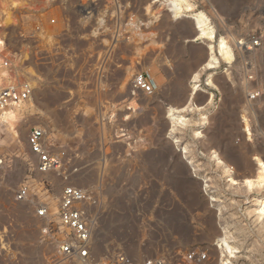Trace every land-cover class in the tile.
Masks as SVG:
<instances>
[{
    "label": "rangeland",
    "instance_id": "1",
    "mask_svg": "<svg viewBox=\"0 0 264 264\" xmlns=\"http://www.w3.org/2000/svg\"><path fill=\"white\" fill-rule=\"evenodd\" d=\"M187 1L179 18L161 0H25L13 10L8 56L20 81L36 86V107L21 112L24 130L20 117L17 132L0 120V264L56 263L68 238L55 213L67 185L98 202L100 219L89 211L92 223L86 211V264L119 250L134 264H264V182L255 177L257 161L264 164V0ZM201 10L215 30L208 48L192 34L190 17ZM253 34L260 45L240 52L236 40ZM220 37L234 58L210 67ZM94 41L111 44L113 70L107 47L93 51ZM137 73L153 91L133 94L132 106L126 92ZM93 91L102 95L98 111L83 106L98 97L78 95ZM33 128L61 168H36L26 141ZM23 184L28 196L18 201ZM46 203L48 218L38 217ZM192 252L205 258L188 259Z\"/></svg>",
    "mask_w": 264,
    "mask_h": 264
},
{
    "label": "built area",
    "instance_id": "2",
    "mask_svg": "<svg viewBox=\"0 0 264 264\" xmlns=\"http://www.w3.org/2000/svg\"><path fill=\"white\" fill-rule=\"evenodd\" d=\"M5 44L7 39L4 40ZM235 45L240 52H248L260 45V39L256 35H250L247 38H239ZM7 52V51H6ZM12 59L4 50H0V71L4 67H8L9 72H14L13 78H4V84L0 85V112L21 103L28 99L32 92L30 84L26 81H20L21 77L16 76V70L13 68ZM19 80V81H18ZM131 94L141 92L143 94H150L153 91L151 81L143 73H137L133 76L130 85ZM255 93H251L253 97ZM44 134L41 129L33 128L30 130L27 142L30 151L36 156V168L41 172H46L61 168V160L58 156H53L45 149L43 140ZM5 164V158L0 151V169ZM29 187L27 184L21 185L16 191V200H24L28 196ZM89 200L87 191L82 188L67 185L62 189L60 200L58 202L56 217L57 224L62 227L66 233V239L58 243V260L56 263L43 262L39 264H58L61 261L76 258L83 264H86L89 257V237L90 225L86 210L82 207V203ZM49 207L42 204L36 209V215L41 218H48ZM188 259L202 260L205 254L192 252L187 255ZM91 264H134L132 259L124 254L117 253L111 259H105ZM145 264H165L161 260H147Z\"/></svg>",
    "mask_w": 264,
    "mask_h": 264
},
{
    "label": "bare ground",
    "instance_id": "3",
    "mask_svg": "<svg viewBox=\"0 0 264 264\" xmlns=\"http://www.w3.org/2000/svg\"><path fill=\"white\" fill-rule=\"evenodd\" d=\"M24 2L25 0H9L3 6V9L0 13V50H4L5 54H8V49H7L8 45L7 43L5 44L4 42L5 40L4 27L12 23L13 10L18 5H22ZM161 4L162 6L166 8V10L169 11L170 15L174 18H179L185 15L186 10H188V6L186 5L185 0H161ZM191 16L193 19L194 26L197 30V35L199 37H212L213 32L207 22V17L201 11L195 12ZM215 48L218 52V55H215L213 53L212 48L210 47L209 49L210 53H209L208 61H207L208 66L210 67L215 66L220 59H222L224 62L228 64L231 63V61L234 58V55H233V51H232L230 44L227 42L225 38L223 37L218 38L215 44ZM6 71H8L9 74H7ZM13 74H14L13 71H11V73L9 72L8 67H4L0 71V85L4 84L3 82L4 78L12 79L14 77ZM193 89H196V87H193ZM25 102L26 100L14 106H11L10 108L6 109L3 112H0V120L5 121L13 132H17L16 130H14V124L17 118L19 117V112H18L19 109L16 107H20ZM13 108H16V109H13ZM168 114L170 116V119L174 118V116L171 114L170 111ZM257 163H258V166H257L255 177L258 180V182H264V164L261 163L260 161H257ZM251 184L252 183H249V186H251ZM227 251H229L228 246H227Z\"/></svg>",
    "mask_w": 264,
    "mask_h": 264
},
{
    "label": "crops",
    "instance_id": "4",
    "mask_svg": "<svg viewBox=\"0 0 264 264\" xmlns=\"http://www.w3.org/2000/svg\"><path fill=\"white\" fill-rule=\"evenodd\" d=\"M186 2L185 3H187L188 5H190L189 3H188V1L187 0H185ZM201 12L204 14V15H206V13L205 12H203L202 10H201ZM206 17L208 18V16L206 15ZM190 19H191V24H192V34L196 37L197 36V30H196V28H195V26H194V23H193V19H192V17H190ZM208 20H209V18H208ZM141 24H143L144 22H140ZM211 25V24H210ZM212 27V31H213V33L215 34V30H214V28H213V26H211ZM65 31H69V30H65ZM76 30H72V31H70V32H75ZM216 36V35H215ZM73 39H75L76 38V34H74L73 36H71ZM203 39H205V43H207V48L209 47V45L213 42V40L211 39V38H207V37H202ZM84 41V40H83ZM83 44H85L84 42H82ZM201 43V42H200ZM95 45H96V48L99 50L100 49V47H107V48H105V50H107V59H105L107 62H108V65H109V67H111L112 68V70L114 69V67L113 66H115L116 64L113 62V61H111L112 59H111V56L110 55H112L111 53H110V49H111V44L109 43H101V42H99V41H97V42H93V51H95ZM129 62V60H124V64H126V63H128ZM100 63H101V61H99V58L96 60L95 58L92 60V62H91V65L93 66V68L94 67H96L97 66V69H99L98 68V66L100 65ZM31 84V83H30ZM66 84H68V82H66ZM32 85V87H33V91H32V93H31V95H30V97L26 100V102L22 105V107H21V109H19V117H20V119H21V122H22V129L24 130V125H25V121H24V116L21 114V112L23 113L24 111V109L25 108H31V109H34L35 107H36V102H35V100H34V95H35V92H36V86L34 85V83H32L31 84ZM61 92V93H60ZM59 92V94H61V95H63V93H62V91H60ZM103 93H109V94H107L108 96H110V95H112L113 93H114V91L113 90H107V92H102L101 94L103 95ZM137 93H141V92H137ZM65 95L67 96V95H70V92H65ZM78 95H80V96H86V97H98L99 99L98 100H96L95 101V103L93 104V103H90L89 104V102H84V104H83V106L84 107H86L87 109H89V110H95V111H98V110H100L101 109V104H100V101H102L101 99H100V97H102V95L99 97V93H97V92H80V94H78ZM126 95L127 96H133V94H131V90H130V87H129V90H128V92H126ZM135 95V94H134ZM129 97V99H130V104L132 105V106H134L135 104H136V101H135V97H131L130 98ZM53 108V106L52 105H49L48 107H45V110H51ZM14 109V108H13ZM168 111L169 110H167V117L169 118V120L170 121H173V120H175V118L174 119H170V116L168 115ZM171 111V110H170ZM172 113H173V111H171ZM169 121V122H170ZM56 124L57 123H55V124H53V125H55L56 126ZM26 141H27V139H26ZM28 145V144H27ZM62 147H64V148H67L66 146H62ZM29 148V147H28ZM30 151V150H29ZM31 152V151H30ZM32 153V152H31ZM33 154V153H32ZM34 155V154H33ZM35 156V155H34ZM35 158H36V156H35ZM37 159V158H36ZM37 171V170H36ZM39 172V171H38ZM61 193H62V190H61V192H60V195H61ZM60 195H59V198H60ZM91 196H90V200H87L86 202H83L81 205H82V207H84L85 208V210L87 211V213H88V216L90 215L89 213L91 212V213H93V215H94V213H95V215H96V217H97V219L99 218L100 219V212H99V209H96V210H94V208H95V206L98 204V202H97V199H95L94 198V194H93V196H92V194H90ZM89 208H91V210H89ZM93 208V209H92ZM90 211V212H89ZM131 214L136 218V216L139 218L140 217V213H139V211L137 210V209H133L132 210V212H131ZM90 217H91V220H92V223H94V217L92 216V215H90ZM140 223H142V220H140ZM92 231H93V226H92V228H91V230H90V237H89V247H91V249H90V253L92 254V246H90V239H91V234H92ZM118 240H121L120 238H118ZM141 240H143V237L141 236V237H138L137 238V241H141ZM117 252H121V253H124V254H127V255H129V256H131L129 253H127L126 251H124V250H119V251H117ZM105 258L107 257V256H104ZM132 257V256H131Z\"/></svg>",
    "mask_w": 264,
    "mask_h": 264
}]
</instances>
